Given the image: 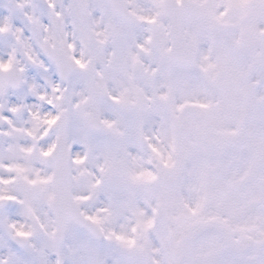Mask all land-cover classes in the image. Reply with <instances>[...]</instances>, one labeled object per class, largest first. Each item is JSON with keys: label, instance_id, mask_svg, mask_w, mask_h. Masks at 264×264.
Listing matches in <instances>:
<instances>
[{"label": "snow or ice", "instance_id": "obj_1", "mask_svg": "<svg viewBox=\"0 0 264 264\" xmlns=\"http://www.w3.org/2000/svg\"><path fill=\"white\" fill-rule=\"evenodd\" d=\"M0 264H264V0H0Z\"/></svg>", "mask_w": 264, "mask_h": 264}]
</instances>
